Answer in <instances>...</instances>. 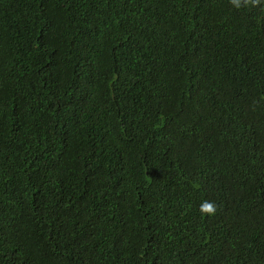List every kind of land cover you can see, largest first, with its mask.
Returning a JSON list of instances; mask_svg holds the SVG:
<instances>
[{
    "label": "trees",
    "instance_id": "16d2710c",
    "mask_svg": "<svg viewBox=\"0 0 264 264\" xmlns=\"http://www.w3.org/2000/svg\"><path fill=\"white\" fill-rule=\"evenodd\" d=\"M238 5L0 0V264H264V0Z\"/></svg>",
    "mask_w": 264,
    "mask_h": 264
},
{
    "label": "clouds",
    "instance_id": "9594fccd",
    "mask_svg": "<svg viewBox=\"0 0 264 264\" xmlns=\"http://www.w3.org/2000/svg\"><path fill=\"white\" fill-rule=\"evenodd\" d=\"M247 2H248V0H245V3H247ZM251 2L253 4H258L259 0H251ZM232 3L239 6L238 0H232ZM199 211L201 212V214L213 215L216 211V206L213 202L205 200L200 204Z\"/></svg>",
    "mask_w": 264,
    "mask_h": 264
}]
</instances>
